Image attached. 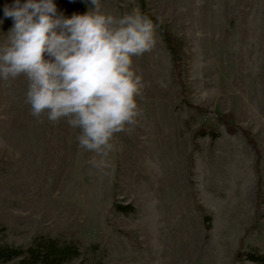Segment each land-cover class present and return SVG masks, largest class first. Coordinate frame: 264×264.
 Instances as JSON below:
<instances>
[{
    "label": "rangeland",
    "instance_id": "rangeland-1",
    "mask_svg": "<svg viewBox=\"0 0 264 264\" xmlns=\"http://www.w3.org/2000/svg\"><path fill=\"white\" fill-rule=\"evenodd\" d=\"M13 3L0 0V42ZM54 3L65 17L91 7ZM143 4L181 42L183 71L153 23L152 50L134 58L142 115L106 167L66 120L31 115L24 77L0 81V238L75 243L67 264H254L237 258L264 254V0H101L116 16ZM228 113L235 133L217 118Z\"/></svg>",
    "mask_w": 264,
    "mask_h": 264
},
{
    "label": "clouds",
    "instance_id": "clouds-1",
    "mask_svg": "<svg viewBox=\"0 0 264 264\" xmlns=\"http://www.w3.org/2000/svg\"><path fill=\"white\" fill-rule=\"evenodd\" d=\"M3 11L13 24L0 42V81L10 86L24 77L31 115L66 120L78 130V147L94 154L92 166L106 167L114 137L142 115L144 82L134 58L154 46L152 20L136 9L106 13L101 0L71 17L58 13L54 0H14Z\"/></svg>",
    "mask_w": 264,
    "mask_h": 264
},
{
    "label": "trees",
    "instance_id": "trees-1",
    "mask_svg": "<svg viewBox=\"0 0 264 264\" xmlns=\"http://www.w3.org/2000/svg\"><path fill=\"white\" fill-rule=\"evenodd\" d=\"M142 14L149 17L152 22L157 25L162 35L165 38L168 49L170 50L173 57V66L175 73L179 76L182 74L183 59L181 42L172 34L167 25L158 23L151 16H148L145 12V4L142 6ZM226 125H231L230 129L233 133L236 132V128L233 125L235 116L231 113L223 114L217 117ZM243 134L248 139L249 143L256 146L254 140L251 138L248 132L243 131ZM197 135L206 136L210 135L212 138H216L217 135L214 132L207 133L203 130L199 131ZM259 154V151L256 150ZM119 211L128 213L127 207L119 206ZM82 251L77 244L72 242H65L59 239L50 238L46 236H37L31 245L15 246L9 242H5L0 238V264H67L81 257ZM245 256L249 262L254 264H264V254L261 253H240L238 260Z\"/></svg>",
    "mask_w": 264,
    "mask_h": 264
}]
</instances>
